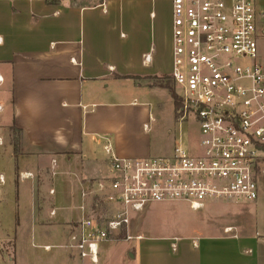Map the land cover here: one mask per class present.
<instances>
[{"label":"crops","instance_id":"crops-1","mask_svg":"<svg viewBox=\"0 0 264 264\" xmlns=\"http://www.w3.org/2000/svg\"><path fill=\"white\" fill-rule=\"evenodd\" d=\"M171 51V0H108L106 11L0 0V264H92L69 237L89 212L82 188L110 173L104 147L172 154L176 129L156 141ZM253 204L215 233L130 224L132 239L101 242L96 264H264L259 185Z\"/></svg>","mask_w":264,"mask_h":264},{"label":"built area","instance_id":"built-area-1","mask_svg":"<svg viewBox=\"0 0 264 264\" xmlns=\"http://www.w3.org/2000/svg\"><path fill=\"white\" fill-rule=\"evenodd\" d=\"M40 1L85 3L101 11L108 4ZM261 40L264 0H171L170 78L180 104L172 154L122 159L104 147L110 173L82 188L89 212L69 237V248L82 260L96 264L99 244L120 239L122 232L131 240V216L151 204L178 201L199 211L206 201L258 199V177L264 175ZM190 118L198 130V154L182 146L180 125Z\"/></svg>","mask_w":264,"mask_h":264},{"label":"rangeland","instance_id":"rangeland-1","mask_svg":"<svg viewBox=\"0 0 264 264\" xmlns=\"http://www.w3.org/2000/svg\"><path fill=\"white\" fill-rule=\"evenodd\" d=\"M69 4L67 2H61V5ZM83 4L85 5V3ZM257 45L258 52L264 59V40L258 41ZM160 83L170 86L176 95L171 80ZM156 94L159 95L161 102L160 114L156 116V141L159 144V141L162 140L161 138L166 136L168 129H173V132L176 129L177 133L178 125L176 121V110L174 111L169 92L163 88H156ZM180 135L183 141L182 146L185 149L191 151L193 154L200 153L197 126L191 118L180 125ZM13 140L14 138L12 142ZM262 170H264V164ZM258 185L264 188V180L261 176L258 178ZM205 206L202 210L192 211L188 204L184 202L176 201L151 204L148 206L149 210L147 213H139L131 216V226H135L136 229H140L146 234L157 236H167L188 232L190 230H199L203 234L215 233L219 230V226L235 221L238 216L241 217L243 210H251L254 208L253 202L226 200L206 201ZM259 212L264 214V208L262 206L259 208ZM120 245L121 243L112 246L118 247Z\"/></svg>","mask_w":264,"mask_h":264},{"label":"trees","instance_id":"trees-1","mask_svg":"<svg viewBox=\"0 0 264 264\" xmlns=\"http://www.w3.org/2000/svg\"><path fill=\"white\" fill-rule=\"evenodd\" d=\"M165 79H166V80L156 81V83H157V84H160V85H163V84H161L160 82L171 80V79H168V78H165ZM162 87L166 88V89L169 91L170 96H171V98L173 99V102H174L175 110H177L178 107H179V105H180L177 96L174 94V92L171 90L170 86H168L167 84H166V85H163ZM123 235H124V232L121 233L120 237H123Z\"/></svg>","mask_w":264,"mask_h":264}]
</instances>
